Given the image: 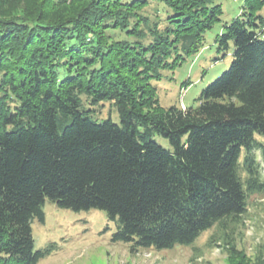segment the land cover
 Wrapping results in <instances>:
<instances>
[{
	"label": "trees",
	"instance_id": "1",
	"mask_svg": "<svg viewBox=\"0 0 264 264\" xmlns=\"http://www.w3.org/2000/svg\"><path fill=\"white\" fill-rule=\"evenodd\" d=\"M241 1L214 37L229 68L183 109L153 82L201 51L215 0H0V264L49 254L31 230L47 200L105 212L131 253L217 226L226 264H264L225 232L264 195V0Z\"/></svg>",
	"mask_w": 264,
	"mask_h": 264
},
{
	"label": "rangeland",
	"instance_id": "2",
	"mask_svg": "<svg viewBox=\"0 0 264 264\" xmlns=\"http://www.w3.org/2000/svg\"><path fill=\"white\" fill-rule=\"evenodd\" d=\"M215 1L223 10L221 23L205 36L201 51L173 71H164L161 80L153 82L163 108L184 109L230 66V51L224 56L217 50L214 37L221 32L222 24L240 14L243 3L241 0ZM260 14L264 16V8ZM108 113L118 124L116 111L107 103L103 106V117ZM154 140L169 149L166 139L155 136ZM42 211L43 223L37 219L31 222L34 251L49 248L50 252L37 264H226V252L217 246L220 242L208 245L213 235L222 236L217 226L201 232L191 246L161 251L139 249L131 253L128 244L112 241L116 222L109 221L103 211L73 212L60 209L49 200L45 201ZM225 232L233 245L248 257H254L259 248L264 253V195L250 196L246 213L238 223L226 221Z\"/></svg>",
	"mask_w": 264,
	"mask_h": 264
}]
</instances>
